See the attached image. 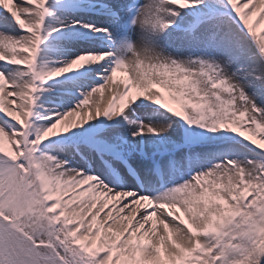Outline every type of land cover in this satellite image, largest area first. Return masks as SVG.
Returning a JSON list of instances; mask_svg holds the SVG:
<instances>
[{
  "label": "snow or ice",
  "instance_id": "1",
  "mask_svg": "<svg viewBox=\"0 0 264 264\" xmlns=\"http://www.w3.org/2000/svg\"><path fill=\"white\" fill-rule=\"evenodd\" d=\"M0 264H264V0H0Z\"/></svg>",
  "mask_w": 264,
  "mask_h": 264
}]
</instances>
